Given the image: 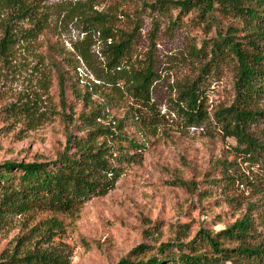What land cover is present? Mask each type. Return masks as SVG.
Wrapping results in <instances>:
<instances>
[{
    "label": "rangeland",
    "instance_id": "374dc122",
    "mask_svg": "<svg viewBox=\"0 0 264 264\" xmlns=\"http://www.w3.org/2000/svg\"><path fill=\"white\" fill-rule=\"evenodd\" d=\"M153 1L94 0L91 8L130 34L131 58L139 66L150 64L148 92L159 125L151 134L143 131L139 158L120 167L111 187L71 214L15 213L0 204V264H19L18 258L33 249L63 252L69 264H114L138 243L151 255L167 243L165 250L176 258L189 251L176 243L191 239L192 248L209 259L213 254L197 231L216 232L245 212L254 220L252 238L264 245V155L246 156L240 151L244 145L226 135L223 120L212 113L233 101L235 62L208 60L199 51L226 26L236 28L237 39L243 40L241 22L217 11L214 23L194 10L157 12L146 6ZM78 2L83 16L70 12ZM86 2L41 0L33 25L34 20H8L9 8L0 0V163L52 159L67 132L79 137L98 127L112 129L131 104L122 80L106 65L98 22L83 18L93 14ZM6 21L11 35L2 40ZM85 37L84 60L72 45ZM180 84L198 88L207 119L189 123L175 110L172 99ZM256 105L264 108V92ZM261 126L249 130L264 145ZM127 130L141 136L134 127ZM96 141L116 143L106 134ZM219 160L229 163L226 171H220ZM52 216L60 229L49 234L42 224Z\"/></svg>",
    "mask_w": 264,
    "mask_h": 264
},
{
    "label": "trees",
    "instance_id": "16d2710c",
    "mask_svg": "<svg viewBox=\"0 0 264 264\" xmlns=\"http://www.w3.org/2000/svg\"><path fill=\"white\" fill-rule=\"evenodd\" d=\"M9 8L8 20H34L36 7L41 0H3ZM94 0H87V6L93 14L85 15L87 21L98 22V32L103 43L102 53L111 75L122 80L124 88L131 98V104L115 119L113 128L98 127L86 130L84 135L75 137L65 134L64 145L52 159L30 161H9L0 163V204L8 206L15 213L28 211H50L52 213L71 214L78 206L92 196L104 194L112 185V179L118 175L124 163L138 159L136 148H144L141 137L145 130L152 133L159 125L158 114L148 92L151 81L150 64L139 66L131 58L130 34L113 28L103 14L92 10ZM78 2L72 6L77 16L84 12ZM148 8L165 13L176 9L177 14L189 10L196 11L201 20L215 21L214 12L233 17L241 22L244 30L242 39H237L236 28L226 26L224 34L217 32L204 50L208 60L229 59L235 62L234 98L226 107L213 111L217 119L223 120L222 129L226 135L243 144L240 151H247L246 156L255 153L264 155V145L252 136L249 129L260 123L264 132V108L257 104L264 92V0H154L146 3ZM38 19L33 21L37 24ZM173 22V21H171ZM2 40L11 35L8 21L3 23ZM86 37L72 48L82 59L87 58L89 42ZM11 41V39H8ZM57 71V70H56ZM57 76L60 73L57 71ZM202 94L192 84L177 86L176 96L172 99L175 110L189 123H198L207 119V110L203 106ZM12 109V108H11ZM15 110L18 107H14ZM134 127L141 136H133L127 128ZM142 130V131H141ZM96 133H99L96 134ZM109 135L116 143L105 144L96 141L100 135ZM220 171H226L229 163L219 160ZM251 207L250 205L247 206ZM245 212L230 225L209 232L199 229L196 233L199 241L212 252L209 259L202 252L192 248L194 239L186 243H176L178 247L189 246V251L179 252L174 258L165 250L168 244H159L155 254H146V245L138 243L126 256L114 264H223L230 260L234 264H264V245L252 238L254 220ZM43 228L49 234L60 229L57 218L43 219ZM225 241H237L234 247L223 246L217 238ZM191 249V250H190ZM180 250V249H179ZM190 253V254H189ZM177 260V261H176ZM209 260V261H208ZM244 260V261H243ZM19 264H69L68 256L54 249L31 250L19 257Z\"/></svg>",
    "mask_w": 264,
    "mask_h": 264
}]
</instances>
